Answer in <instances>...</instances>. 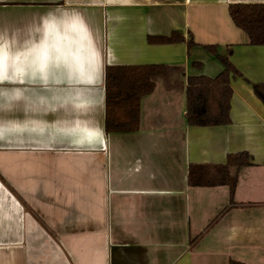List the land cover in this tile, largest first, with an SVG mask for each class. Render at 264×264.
Here are the masks:
<instances>
[{"label":"crops","instance_id":"obj_1","mask_svg":"<svg viewBox=\"0 0 264 264\" xmlns=\"http://www.w3.org/2000/svg\"><path fill=\"white\" fill-rule=\"evenodd\" d=\"M238 4L264 0H0V31L21 39L49 11L80 12L102 63L95 82L0 84L24 97H0V123L48 125L0 134V264H264V106L251 87L264 83V46L248 45L232 22L228 7ZM174 32L184 42L147 41ZM205 46L230 50L240 75L231 79L227 125L186 121L187 78L222 71ZM108 66L163 68L133 132L104 131ZM67 96L73 102L62 104ZM74 119L103 136L72 144L56 126ZM241 152L252 164L238 170L234 206L205 231L229 205V188L190 186L189 166Z\"/></svg>","mask_w":264,"mask_h":264},{"label":"trees","instance_id":"obj_2","mask_svg":"<svg viewBox=\"0 0 264 264\" xmlns=\"http://www.w3.org/2000/svg\"><path fill=\"white\" fill-rule=\"evenodd\" d=\"M229 16L234 25L246 35L250 46H264V5H230ZM150 44H173L184 42L179 33L170 36L148 37ZM187 48L194 46L192 39L186 41ZM213 54L222 65L215 77L191 76L186 80V121L189 126L215 127L229 123L231 79L240 76L226 55L217 53L216 47H203ZM196 65V64H194ZM198 65V64H197ZM163 71L162 67L108 66L104 70V131L105 133L133 132L138 128L139 103L151 86V78ZM254 95L264 106V83L251 85ZM252 164L246 152L229 155L222 165H190L187 181L192 187L227 186L230 203L205 229L232 206L238 170ZM204 231V232H205ZM229 264H242L229 261Z\"/></svg>","mask_w":264,"mask_h":264},{"label":"clouds","instance_id":"obj_3","mask_svg":"<svg viewBox=\"0 0 264 264\" xmlns=\"http://www.w3.org/2000/svg\"><path fill=\"white\" fill-rule=\"evenodd\" d=\"M102 71L101 51L96 36L85 17L75 10L49 11L40 16L26 36L16 32L0 31V84H49L95 82ZM0 97L7 101L23 99L20 88H0ZM60 99V98H55ZM73 97H64L61 103H72ZM76 108L81 105L75 104ZM17 122L0 123V134L10 132H37ZM56 131L70 139L72 144H89L94 137H102L103 129L92 121L74 119L63 121Z\"/></svg>","mask_w":264,"mask_h":264}]
</instances>
